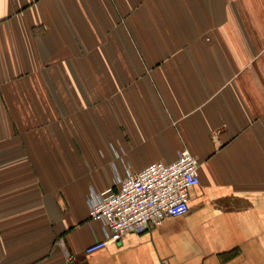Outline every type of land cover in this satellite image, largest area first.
I'll use <instances>...</instances> for the list:
<instances>
[{
  "label": "crops",
  "instance_id": "crops-1",
  "mask_svg": "<svg viewBox=\"0 0 264 264\" xmlns=\"http://www.w3.org/2000/svg\"><path fill=\"white\" fill-rule=\"evenodd\" d=\"M183 150L188 212L86 253ZM0 264H264V0H0Z\"/></svg>",
  "mask_w": 264,
  "mask_h": 264
},
{
  "label": "built area",
  "instance_id": "built-area-1",
  "mask_svg": "<svg viewBox=\"0 0 264 264\" xmlns=\"http://www.w3.org/2000/svg\"><path fill=\"white\" fill-rule=\"evenodd\" d=\"M199 160L188 150L171 162L149 163L138 171L128 170L117 178V187L92 193L89 218L102 223L105 237L85 248L91 253L109 242H119L128 232L158 226L168 216L189 210L190 188L199 183Z\"/></svg>",
  "mask_w": 264,
  "mask_h": 264
}]
</instances>
